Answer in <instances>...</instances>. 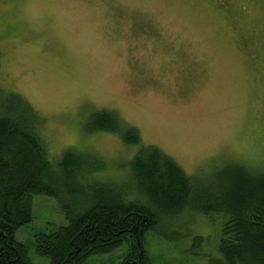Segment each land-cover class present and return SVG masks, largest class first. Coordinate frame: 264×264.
<instances>
[{
	"label": "rangeland",
	"instance_id": "rangeland-1",
	"mask_svg": "<svg viewBox=\"0 0 264 264\" xmlns=\"http://www.w3.org/2000/svg\"><path fill=\"white\" fill-rule=\"evenodd\" d=\"M8 94L41 117L51 159L73 149L103 163L88 182H131L129 160L148 145L196 179L229 163L264 168V0H0V98ZM100 110L118 117L119 133L84 129ZM127 127L138 144L123 141ZM59 207L34 195L33 218L15 234L33 264H47L33 234L66 223ZM220 219L182 212L148 230L144 248L154 264H211ZM123 252L86 264H116Z\"/></svg>",
	"mask_w": 264,
	"mask_h": 264
},
{
	"label": "trees",
	"instance_id": "trees-1",
	"mask_svg": "<svg viewBox=\"0 0 264 264\" xmlns=\"http://www.w3.org/2000/svg\"><path fill=\"white\" fill-rule=\"evenodd\" d=\"M41 121L23 97L0 98V264H33L15 234L31 222L32 197L40 194L54 197L66 219L33 234L34 254L47 264H86L119 247L124 252L116 264H154L144 248L146 232H161L188 210L221 216L219 256L209 263L264 264V168L229 163L196 179L148 145L129 160L131 182H88L103 163L73 149L51 159L37 133ZM84 129L119 133L122 123L100 110ZM122 139L138 144L140 136L127 127Z\"/></svg>",
	"mask_w": 264,
	"mask_h": 264
}]
</instances>
